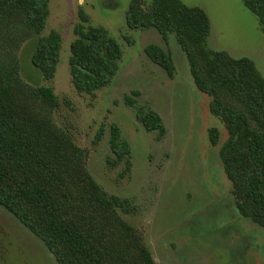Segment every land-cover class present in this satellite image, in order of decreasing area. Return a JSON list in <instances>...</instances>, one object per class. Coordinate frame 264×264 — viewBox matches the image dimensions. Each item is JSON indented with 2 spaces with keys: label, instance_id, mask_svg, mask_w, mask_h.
<instances>
[{
  "label": "trees",
  "instance_id": "trees-1",
  "mask_svg": "<svg viewBox=\"0 0 264 264\" xmlns=\"http://www.w3.org/2000/svg\"><path fill=\"white\" fill-rule=\"evenodd\" d=\"M241 1L264 33V0ZM48 4L0 0V206L43 243L57 264H155L141 233L120 214L130 212L128 201L100 187L87 170V152L54 122L60 99L53 88L21 77L18 53L25 43L33 45L30 63L42 80L55 76L61 36L55 30L41 35ZM143 5L129 0L127 27H154L164 41L175 35L195 88L209 98L208 112L224 128L223 142L217 127L207 133L238 214L264 229V78L249 58L209 48V21L202 9L180 0ZM76 14L68 71L75 91L93 96L116 76L122 51L104 27L90 24L82 8ZM144 53L173 78L168 52L149 44ZM130 94L124 100L137 121L163 137L161 117L137 105L138 91ZM103 132L101 126L95 142ZM109 133L115 162H125L128 170L129 143L116 124Z\"/></svg>",
  "mask_w": 264,
  "mask_h": 264
},
{
  "label": "rangeland",
  "instance_id": "rangeland-1",
  "mask_svg": "<svg viewBox=\"0 0 264 264\" xmlns=\"http://www.w3.org/2000/svg\"><path fill=\"white\" fill-rule=\"evenodd\" d=\"M180 1L206 13L209 48L249 58L264 78V33L241 0ZM142 2L146 9L152 0ZM128 5L129 0H49L41 35L55 30L61 36L55 76L42 80L30 63L33 45L25 43L18 53L22 79L53 88L60 99L54 122L87 152V170L100 187L128 201L130 212L120 214L141 233L155 264H262L264 229L238 214L217 147L209 143L210 127L220 129V142L225 137L222 124L208 112L209 98L195 88L175 35L164 41L154 27L129 29ZM79 7L122 51L116 76L93 96L76 92L68 71ZM149 44L170 54L173 78L145 55ZM132 90L139 92V107L161 117L163 137L145 131L125 103ZM111 124L130 145L128 170L125 162H115L110 149ZM101 126L104 132L95 142ZM0 264H57L43 243L1 206Z\"/></svg>",
  "mask_w": 264,
  "mask_h": 264
}]
</instances>
